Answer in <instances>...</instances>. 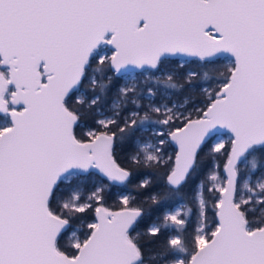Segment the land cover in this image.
Masks as SVG:
<instances>
[{"label":"snow or ice","instance_id":"1","mask_svg":"<svg viewBox=\"0 0 264 264\" xmlns=\"http://www.w3.org/2000/svg\"><path fill=\"white\" fill-rule=\"evenodd\" d=\"M0 264H264V0H0Z\"/></svg>","mask_w":264,"mask_h":264}]
</instances>
